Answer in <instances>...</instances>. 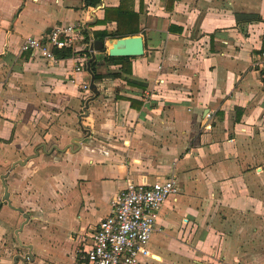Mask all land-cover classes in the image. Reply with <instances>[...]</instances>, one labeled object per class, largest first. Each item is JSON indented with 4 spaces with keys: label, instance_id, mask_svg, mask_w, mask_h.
<instances>
[{
    "label": "crops",
    "instance_id": "obj_1",
    "mask_svg": "<svg viewBox=\"0 0 264 264\" xmlns=\"http://www.w3.org/2000/svg\"><path fill=\"white\" fill-rule=\"evenodd\" d=\"M120 3L0 0V264H88L113 196L163 178L178 192L139 264H264V0H133L145 53L128 76L147 88L97 63L87 109L92 91L70 82L90 84L85 47L57 61L20 52L78 23L103 61L109 39L93 32L116 28L98 22Z\"/></svg>",
    "mask_w": 264,
    "mask_h": 264
},
{
    "label": "built area",
    "instance_id": "obj_2",
    "mask_svg": "<svg viewBox=\"0 0 264 264\" xmlns=\"http://www.w3.org/2000/svg\"><path fill=\"white\" fill-rule=\"evenodd\" d=\"M84 29L85 26L78 23L57 24L44 34L26 37L20 52L57 61L59 58L55 51L70 48L73 52L71 57H79L80 47L89 48ZM258 66L264 74V50ZM83 69L81 65L75 67L76 72ZM70 82L79 84L81 90L91 94L89 82L77 83L74 76ZM163 82L164 79L159 77L157 84ZM153 93L148 95L152 97ZM177 192L172 178L153 182L128 180L125 188L111 199V213L100 222L94 233L93 245L85 255L88 264H139L142 257H151L148 244L156 221L165 202Z\"/></svg>",
    "mask_w": 264,
    "mask_h": 264
},
{
    "label": "trees",
    "instance_id": "obj_3",
    "mask_svg": "<svg viewBox=\"0 0 264 264\" xmlns=\"http://www.w3.org/2000/svg\"><path fill=\"white\" fill-rule=\"evenodd\" d=\"M87 6H96L101 0H86ZM174 0H168V2L173 3ZM133 0H121L120 5L118 6H106L105 7V16L100 20L99 24H107L109 22H116V28L112 31L109 30H98L93 32V38L101 41L105 45L106 39H117L122 37L134 36L143 33L140 29L139 13L136 12L132 5ZM170 8L172 6H169ZM84 35L86 36V43L91 42V37L88 33V30L85 28L83 30ZM105 49V46H104ZM56 56L60 58H68L73 55V52L70 48H64L61 50L55 51ZM81 54V53H80ZM82 54H85L87 57H91V52L89 49L84 51ZM132 56H118L112 57L106 55L104 61L109 65L117 64L120 65V69L117 72L110 73L111 77H125V79L130 84H137L142 88H147V85L143 82L137 81L133 78H130L128 75L132 72ZM92 71L95 74V79L100 80L104 76L97 74L95 65L91 66ZM126 75V76H124ZM134 103V102H133Z\"/></svg>",
    "mask_w": 264,
    "mask_h": 264
},
{
    "label": "water",
    "instance_id": "obj_4",
    "mask_svg": "<svg viewBox=\"0 0 264 264\" xmlns=\"http://www.w3.org/2000/svg\"><path fill=\"white\" fill-rule=\"evenodd\" d=\"M108 45H109L108 55L112 56V57H118V56L135 57V56H142L145 53V44H144V38L142 35H134V36L117 38V39L111 38L108 40ZM90 49H91V57L89 58V60L87 62V70L91 76L90 89H91L93 95L88 99L87 104H86V109L89 107V102L100 95V91H99L97 84L95 82V74L92 71L91 66L96 65L97 63L101 64V62H105L104 60L103 61L97 60L96 54L94 52V45L93 44L90 46ZM4 186H5L4 199L8 202V204L11 205L8 187H7V185H5V182H4ZM20 211H22V210H20ZM24 216L26 219H28L27 214H24ZM18 233H19V231L17 232V234ZM18 257H21V256H18ZM27 258H28V255L25 256V259H27ZM15 260L17 261V258H15Z\"/></svg>",
    "mask_w": 264,
    "mask_h": 264
}]
</instances>
